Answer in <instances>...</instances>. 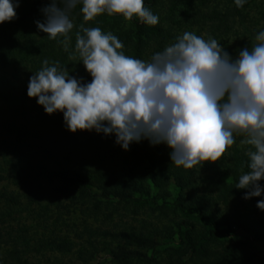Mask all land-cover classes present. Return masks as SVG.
Wrapping results in <instances>:
<instances>
[{"label": "trees", "instance_id": "trees-1", "mask_svg": "<svg viewBox=\"0 0 264 264\" xmlns=\"http://www.w3.org/2000/svg\"><path fill=\"white\" fill-rule=\"evenodd\" d=\"M50 2L36 0L28 10L16 12L13 20L0 23V64L32 54L33 47L67 59L69 50L65 37L50 39L46 34L37 38L29 30L28 24ZM143 3L145 7H152L156 0H143ZM122 17L121 14L109 16L105 12L96 19L103 26L108 18ZM69 18L73 19L77 31H81V25L90 27L81 22L82 17L69 13ZM129 21L136 28L134 41L129 35L110 33L123 43L120 51L136 59L150 61L153 54L182 37L178 31L142 23L135 16ZM224 39L221 45L232 59L237 58L243 48L251 49L256 44L244 37L236 38L232 42L234 45L224 43ZM151 44H157L155 50H151ZM83 75L89 76L84 79L86 83L91 82L90 74L83 69L77 76L81 83H84L81 80ZM0 82L9 108L7 113L0 111V182L9 185L0 187V224L17 220L12 217L14 215L19 218L24 215L26 220L34 214L39 225L37 229H31L24 224V230H19L20 236L17 233L12 236L10 230L4 237L7 240L1 236L0 264H43L36 258L39 255L48 256L47 262L52 260L51 264H91L96 253L104 251L111 257L109 264H172V256L177 255L179 249L168 248L169 257L157 258L146 254L144 249L170 241L174 234L179 236V246L183 250L198 253L206 264H227L230 260L227 254H213L205 244L221 234H228L231 225L263 236L260 221L242 216L237 211L223 214L218 210L220 205L227 206L231 198L243 199L248 191L235 187L239 177L249 171L247 152L252 149L241 144L243 136H236L235 143L216 162L205 161L201 166L185 169L172 162L171 149L165 143L153 145L148 139H141L131 142L128 150H124L115 142V134L79 129L71 132L62 112L47 114L43 106L37 104L36 97H28V81L22 83L19 78L8 81L0 76ZM202 172L206 174L202 175ZM169 176L174 178L178 188V192L171 196L166 190ZM147 181L160 192L151 195ZM42 182L57 185L46 197L56 201L53 209H50L48 200L44 205L40 202L46 192ZM258 183L264 189V179ZM17 196H22L25 202L19 203ZM66 201L71 206L80 202L79 207L85 208L84 211L79 208V222L69 223L66 218H61L59 205L62 204V210L69 208ZM120 203L134 207L130 215L137 225L111 224L112 212L102 214ZM75 206L70 211L72 214ZM35 207H39L38 211ZM113 212L121 215L118 210ZM137 215L141 217H135ZM168 215L171 216L168 218ZM102 216L107 218L101 220ZM163 220L169 225L163 222L158 226L157 223ZM57 221L66 222V226L69 224L74 229L75 242L64 237L63 231L55 225ZM47 252L69 256L65 260L55 256L50 259ZM32 255L36 256V262L31 261Z\"/></svg>", "mask_w": 264, "mask_h": 264}, {"label": "clouds", "instance_id": "clouds-1", "mask_svg": "<svg viewBox=\"0 0 264 264\" xmlns=\"http://www.w3.org/2000/svg\"><path fill=\"white\" fill-rule=\"evenodd\" d=\"M56 0L41 11L37 28L50 39L68 38L73 29L69 13L78 3L84 21L107 13L134 16L156 25L158 17L143 0ZM242 7L245 0H234ZM19 0H0V23L16 18ZM81 32L83 34H81ZM251 49L232 59L215 39L185 32L177 42L153 54L150 61L125 55L124 45L99 27L81 25L76 50L91 82L81 83L58 65L44 67L29 78L28 97H36L47 114L60 111L67 129L115 134V142L128 150L131 142L148 139L165 143L177 166L191 169L216 162L235 143L251 146L249 171L235 187L248 189L244 198L261 196L264 189V31ZM264 210V200L257 201Z\"/></svg>", "mask_w": 264, "mask_h": 264}, {"label": "rangeland", "instance_id": "rangeland-1", "mask_svg": "<svg viewBox=\"0 0 264 264\" xmlns=\"http://www.w3.org/2000/svg\"><path fill=\"white\" fill-rule=\"evenodd\" d=\"M36 0H19V6L16 7V12H24L31 8L35 4ZM59 6L63 7V2L56 0ZM46 6V5H45ZM43 6L42 8H44ZM41 8V9H42ZM82 8V3H78L74 9L71 10L70 14L82 17L80 9ZM148 8L154 15L158 17V23L163 28H168L173 31H178L180 36H182L185 32H190L198 37L205 39L206 41L209 39H215L219 44L222 43V39L224 43H231L234 45L236 38L244 37L246 39L250 38L254 40L256 43V36L259 32L264 31V0H245V3L242 7H237L234 0H156V3L152 7ZM44 14L40 10L36 18L30 23L29 30L39 38L40 36L46 35L43 31L37 28V21L44 22ZM73 24L74 21L70 19ZM96 17L93 20L88 21L89 24H86V21L82 19L81 22L85 24V26H90L89 28L99 27L103 32L109 33L115 31L120 35H129L132 37L133 41L136 36V28L133 23L129 20H125L122 18H108L106 19V24L102 26L101 23H97ZM75 26L68 33V38L66 40V46L69 50V55L67 59H61L60 56L51 54L49 52L45 53L43 51H38V48L33 47V50L30 51L32 54H28L26 57L22 56L20 58H13L10 61H4V64H0V76H3L8 81H13L14 79H21L22 83L29 82V78L34 75V73L44 67L43 61L47 60L49 62V66L58 65L59 70L66 69L68 75L70 77L79 76L85 67L83 63L80 61L79 54L76 50V34ZM81 34H83L81 32ZM158 41V40H156ZM5 46V45H4ZM157 44H151V50H155ZM81 69V70H80ZM77 73L74 75V73ZM80 77L77 79L79 80ZM89 76L83 75L81 80L84 83ZM27 82V83H28ZM2 83L0 82V111L8 112L9 108L7 103L5 102L6 95L1 90ZM7 91V90H6ZM206 173L202 172V175ZM5 181L0 182V187L8 185ZM42 186L46 189V192L43 194V197L40 198L41 204L44 205L45 201H49L50 209L56 206V201L51 199H46V197L50 196L49 191L53 187H56L54 184L50 183H41ZM147 185L151 195H156L160 192L158 187L152 185L150 181H147ZM9 186V185H8ZM12 186V185H10ZM166 190L169 196L176 194L178 192V188L176 187V183L173 177L169 176L168 183L166 185ZM78 191V190H77ZM81 193H85L83 190L78 191ZM75 197V196H74ZM171 200V198H167ZM16 200L19 203L25 202V199L22 196H17ZM264 200V192H262L260 197H250L248 199H240L239 197L231 198V201L227 206H222L218 208L219 213L225 214L227 211H237L242 216H248L256 221H260V227H262L263 236L259 237L256 235L257 233L247 232L243 227L238 225H231L230 231L228 234H221L219 237L213 239L212 241L207 242L205 245L207 249L215 254L216 252L225 253L229 256V261L227 264H264V210H261L257 207V201ZM77 202V201H76ZM218 202H222L219 200ZM68 203V201H66ZM70 206L64 210L60 209L62 204L59 205V212L62 213L61 218H66V222L71 223L74 221L75 223L79 222L81 215L80 209L85 210L84 207H79L81 205L80 202H77V205ZM34 206L36 204H33ZM75 206V213L72 214L70 211ZM38 211L39 207H35ZM77 208V209H76ZM80 208V209H79ZM114 210H118L121 215H116L113 212ZM131 210L134 211V207L131 206H123L122 203L117 204L115 209L111 210V208H107L105 211H102V214L112 212L111 221L109 223L121 222L124 223H134L137 225L138 223L133 219L130 215ZM90 212V211H88ZM137 213V212H136ZM140 214V211H139ZM90 215H94L91 213ZM154 215V214H153ZM171 215H168L169 218ZM17 220L13 219V222H8L3 225L0 224V237H6L8 231L11 232L12 236L14 233H17L19 236L22 235L19 230H24L23 225L25 224L28 228L37 229L38 219L35 218V215H29V219L24 220L26 217L22 215L20 218L17 215H14ZM135 217H141V215H137ZM60 218V219H61ZM107 218V217H106ZM105 217H100L101 220L106 219ZM194 220V218H191ZM91 222L94 223L93 219H90ZM167 221V220H166ZM166 221H160L157 223L158 226L168 224ZM66 222L57 221L55 225L57 228L63 231L64 237H68L67 239L71 240V242H75L77 239L75 238L72 232L74 229L69 226H66ZM110 224V225H111ZM57 230V229H56ZM15 235V234H14ZM7 240V239H3ZM163 242V241H160ZM114 243V242H113ZM123 244V243H122ZM179 249L177 255L172 256V264H179V262L184 261L185 264H206V260L201 257L196 252H189L179 246V236L174 234L173 239L167 241L163 244L154 246L152 249L145 248L144 251L146 254H152L157 258L160 257H169L170 251L167 252L166 249ZM166 250V252L164 251ZM50 259H54V256L58 259H67L68 254L65 253H56L51 254L48 253ZM51 254V255H50ZM107 251L96 253L95 259L91 262V264H109L111 257L108 255ZM31 258V261L36 262L34 255ZM47 257L44 255L37 256V260L43 262V264H51L47 262ZM213 257V256H212ZM214 258V257H213ZM211 260V259H209ZM46 261V262H45Z\"/></svg>", "mask_w": 264, "mask_h": 264}]
</instances>
